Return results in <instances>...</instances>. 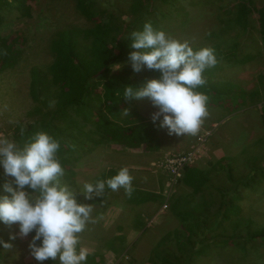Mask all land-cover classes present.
Returning <instances> with one entry per match:
<instances>
[{"label":"rangeland","instance_id":"1","mask_svg":"<svg viewBox=\"0 0 264 264\" xmlns=\"http://www.w3.org/2000/svg\"><path fill=\"white\" fill-rule=\"evenodd\" d=\"M30 1L32 2L30 17L22 16L16 9L6 11L5 20L0 26V36H6L13 30H23L28 40L26 44L23 43L25 53L17 65L0 72V138L15 142L18 147H22L26 141L19 142V140L12 139V132L17 124L21 122L25 125L33 123L40 114L33 112L36 106H40L44 111L51 108H46L42 103L31 98L30 68L45 67L53 60L54 55L50 51L49 37L51 34L73 25L88 24L76 12L73 0ZM116 1L117 5L115 4ZM131 1L105 0L103 3L101 1V5L115 11L123 10V19L127 23H134V26H131L134 31L141 30L144 22L148 21L155 29L163 30L170 38L181 42L187 41L192 48L201 44L209 45L212 40L216 39L227 44L236 42L237 48L234 52L239 58L247 53H250L253 58L242 65L233 59H220L216 66L212 67V69H217L214 72L215 79L219 82L221 79H226L229 82L238 83L246 90L259 87L260 78L258 77L264 70V46L257 30L258 22L255 9L264 5V0H251L254 10L249 13V23L244 28L238 23L231 24V28H227L224 24L226 23L225 20L235 15L233 10H229V8H233L237 0H152L149 2L145 0V6L152 5L151 11L144 12V14L139 13L137 18L129 10ZM148 7L144 10H147ZM222 27L226 28L225 31L227 30L224 35L219 34V29ZM215 34H219L216 39H214ZM111 45L114 48L116 44L112 43ZM122 68L123 66L115 67L114 71L118 72ZM261 92L264 93V90ZM246 103L249 104V102ZM134 104L138 110L146 115L151 116L156 111L148 98L134 99ZM258 105L261 104L252 106L253 109L251 108L245 114H243L245 109L233 112L230 119L220 116V110L209 108V114L195 136H179L182 137L179 139L175 135H168L167 130L161 128L159 132L161 145L150 155L146 151H143L145 156L130 154L131 152L122 153L117 151L118 149L111 150L114 148L105 144L95 146L93 150L85 154L75 151L69 152L70 163L76 169L77 175L67 185L74 192L79 193L85 183H93L99 175L98 173L102 171L101 164L105 163V167L108 166L115 170L127 167L133 177V185L161 193V196L156 194L153 201L151 200L144 207L139 208L142 210L138 211V214L145 219L144 222L149 226L148 229L146 227L143 229L137 227L136 229L145 232L144 234L132 230L134 228L131 226L132 220L130 219L135 216L138 221L139 217L136 214L137 209L133 210V205L126 202V194L123 189L118 191L105 189L101 195V201H97V203H90V200H84V197L80 195V200L83 203L91 204L94 220V222L88 223L84 231L79 234L80 245H87L93 250H99L96 246L101 245L105 248L104 253L107 255L109 254L106 250L108 247L118 245V259H109L107 263L133 264L145 261L150 253L171 256L162 251L163 246L168 243V248L180 256L179 261L181 262L185 256V251H178L175 249V245L170 244L175 240L177 244H180L178 241L180 239L175 238L173 232L172 235L170 233V238L160 236L177 228L182 229V232L184 231L181 221L177 217L178 213L175 212L176 207L173 210L171 208L176 193L178 190H182L190 195L188 196L189 202L197 210L196 212L203 209L202 201L207 202L209 214L203 215L205 223L211 225L210 229L200 234V238L210 242L204 251L196 253L198 248L193 245L186 249L187 258L196 253L191 264H264V243L260 240H256L254 243L246 241L234 243L232 240H227L228 237L234 239L230 236L232 225L230 227V221L222 219L219 220L222 222L219 223L218 221L219 213L227 208L218 198L217 193L209 187L202 188L204 193L202 194L192 193L186 187H180L176 182L171 185L169 176L171 170L165 169L163 164L155 168L151 166L153 160L163 161L167 155L180 153L186 157L189 166H199L206 169L208 166H213L211 163H214L217 158L229 156L226 158L227 160L231 158L233 170L241 167V169L244 168L243 171H250L251 168L248 167L250 163L246 165V157L252 159L250 157L251 150L263 156L262 151L255 145L259 133L263 132L260 119L256 113ZM87 146L91 147L92 145L87 143ZM242 147L244 148L242 149ZM252 160L262 165L256 166L257 171L254 175L264 176V158ZM59 161L63 166L64 162L60 159ZM127 163L130 167L126 165ZM182 167L178 172L182 173ZM240 173L237 175H241L242 181L244 173L242 171ZM247 179L250 182L252 180L248 177ZM62 180H66L65 176ZM210 181L211 185L214 184L222 188L233 187L227 182H232L230 177L221 170L211 171ZM242 185L237 190L240 205L236 215H243V222L249 217L253 222V227H260L264 225V179L259 177L254 184ZM202 195L205 196L203 200ZM232 195L233 191L228 192L226 199H230ZM180 211L179 214H181ZM131 214L133 216H130ZM215 220L217 222H214ZM16 231V225L5 226L0 224V239L8 241L9 234ZM243 233L245 232L243 231ZM113 238L117 240L113 241ZM235 238L240 240L238 234L235 235ZM30 239L31 234L28 237H17L16 240L11 241L13 248L3 250L0 264H36L27 247ZM162 239L166 241H161ZM120 247L131 250L126 253ZM44 264H51V261H45ZM145 264L152 263L146 261ZM154 264H161V262L155 257Z\"/></svg>","mask_w":264,"mask_h":264},{"label":"trees","instance_id":"2","mask_svg":"<svg viewBox=\"0 0 264 264\" xmlns=\"http://www.w3.org/2000/svg\"><path fill=\"white\" fill-rule=\"evenodd\" d=\"M73 1L76 12L88 24L73 25L51 34L49 38L50 51L54 55L53 60L46 64L45 67H31L29 71L31 98L42 103L44 107L51 108L44 111L40 106H36L33 112L40 114L35 121L27 125L21 122L17 124L12 132V139L19 140V142H27L37 131L47 132L57 138L61 143L57 156L64 162L62 167L66 178L62 182L66 184L71 183L70 180H73L77 175L76 169L70 163L69 152L75 151L85 154L93 150L95 146L105 144L118 150H131L141 153L146 151L149 153L155 151L161 142L158 135L160 128L158 124H154L151 121L150 115H146L137 109L133 98H125L122 95V90L125 86L140 87L146 80L158 78L159 76L157 71L147 69L139 73H133L130 64L127 62L128 54L131 51H137L130 47L131 41L129 40V34L134 31V28L131 27L134 26V23H127L123 19V10L115 11L103 7L101 1L103 3L105 0ZM144 2L145 0L131 1L129 10H131L135 18L138 17L139 13L144 14V12L151 11L152 5L150 4L147 5L149 6L148 9L144 10L147 8ZM31 3L30 0H0V26L5 20L6 11L16 9L22 16L30 17ZM115 4L117 5V1ZM252 8L251 0H237L233 8H229V10H233L235 15L225 20L226 23L224 24H226L227 28H231V24L238 23L244 28L249 23V13L254 10ZM255 12L258 22L257 30L261 35V41L264 46V5L257 7ZM225 29V27L220 28L219 34H226L227 30L225 31ZM217 35H214V39H216ZM27 41L23 30H13L6 36H0V72L14 68L17 65L25 53L23 43L26 44ZM112 43L116 44L114 48L111 45ZM203 47L214 49L218 61L220 59H233L240 64H244L253 58L250 53L239 58L234 52L237 48L236 42L227 44L216 39L212 40L209 45L201 44L193 49ZM119 66H123V68L115 72L114 68ZM216 70L215 68L205 70L203 77L206 83L197 90L209 97L208 109H218L223 111L224 114L239 112L259 103L263 105V107H259L260 110L257 112L263 133H259L260 136L258 135L255 140V145L264 153V93L261 92L264 90V70L258 77L260 78L259 87L257 86L255 88L256 91L249 96L246 95V89L238 83L229 82L226 79H221L220 82L217 81L214 75ZM246 102H249V104ZM125 111L127 115L124 114ZM87 143L92 146L88 147ZM226 157L228 158L229 156ZM226 157L217 158V163L216 161L211 163L213 166H208L206 169L197 166L186 167L184 173L177 180L178 185L186 187L192 193L202 194H204L202 188L209 187L219 195L218 198L221 199L227 209H223L219 213L217 216L218 221L221 219L230 221V227L232 225V234L230 236L234 239L228 237L227 240H232L234 243L237 241L254 243L256 240H260L264 243V225L253 227V222L249 217L243 222V215H236L240 205L237 190L243 186L242 184L247 186L254 184L259 177L264 179V176L254 175L257 171L256 166L261 164L252 160H259L261 157L263 159L264 155L262 156V154L251 150L250 157L252 159L246 157V165L250 163L248 167L251 170L243 171L244 168L237 167L235 173L231 171V158L227 160ZM215 165L216 167H214ZM213 170L224 171L232 181L227 182L233 187L222 188L214 184L211 185V171ZM240 171L244 173L242 181L241 175H237L241 174ZM116 173L117 171L111 168L102 170L93 183L97 180L111 177ZM247 177L252 178L251 182ZM5 179L7 178L3 177L2 170H0V183ZM105 189L108 188L106 187ZM232 191L233 195L230 199H226L228 192ZM188 196L190 195L178 190L171 203L172 210L176 207L175 212L178 213L177 217L182 221L184 231L182 232V229H180L175 232L174 230L163 236V238H169L170 233L172 235L173 232V236L180 239L178 240L180 244H177L176 240L175 242H170V244L175 245V249L178 251H185L182 261H179L180 256L177 253L172 252L168 248L167 243V247L164 245L162 251L171 256L150 253L145 261L133 264H145L146 261H151L154 264L155 257L161 264H191L196 253L204 251L206 246H209L210 242L208 240L200 238L202 232L211 228V225L205 223L203 215L209 214L207 202L202 201L203 209L196 212L197 210L190 204ZM154 197L155 194L153 192L134 187L131 196L126 195V201L128 203L133 202L134 205L138 206L143 201L151 200ZM202 197L203 200L205 196L202 195ZM77 198L80 202H83L79 196ZM101 198L102 196L94 198L90 200V203H97ZM179 211L181 214H179ZM216 220L214 222H217ZM237 234L240 240H236L235 235ZM114 240L117 239L113 238ZM161 241L166 240L162 239ZM190 245L197 247L198 252L191 256L189 255L187 258L186 249ZM120 248L125 249L124 247ZM107 250L110 252L108 255L107 253L103 255L89 252L86 264H108L107 261L109 259L118 258V245H111ZM2 256L3 250L0 249V258Z\"/></svg>","mask_w":264,"mask_h":264},{"label":"clouds","instance_id":"3","mask_svg":"<svg viewBox=\"0 0 264 264\" xmlns=\"http://www.w3.org/2000/svg\"><path fill=\"white\" fill-rule=\"evenodd\" d=\"M129 40L130 47L137 50L127 57L132 72L147 69L159 76L140 87L125 86L122 95L148 98L156 109L151 121L168 135H197L209 114V97L197 89L206 83L205 70L218 63L215 50L193 49L187 41L170 38L150 22L132 31ZM60 148V141L44 131L35 132L22 147L0 138V170L7 178L0 183V224L17 227L8 241L0 239V249L11 250V241L31 234L27 247L36 264H86L90 253L80 246L79 234L94 222L93 208L77 197L99 198L106 187L123 189L131 196L133 177L123 167L115 175L85 183L79 193L74 192L62 182L65 171L57 156ZM181 174L172 181L169 173L171 185L178 183Z\"/></svg>","mask_w":264,"mask_h":264},{"label":"bare ground","instance_id":"4","mask_svg":"<svg viewBox=\"0 0 264 264\" xmlns=\"http://www.w3.org/2000/svg\"><path fill=\"white\" fill-rule=\"evenodd\" d=\"M242 65V64H241ZM254 91H256L255 89H251V90H246V95H250V94H252ZM260 104V103H259ZM252 106H255V105H251V106H249V107H247V108H245V113L247 112V111H249V110H251V108H252ZM259 107H263V105H259L258 107H257V112L260 110L259 109ZM253 109V108H252ZM256 112V113H257ZM244 113V114H245ZM258 115V114H257ZM220 116H225V117H228L229 119H230V117L231 116H233L232 114H224L223 113V111H220ZM220 118V117H219ZM160 129L161 128H159V130H158V135L160 136V134H159V132H160ZM261 133H263V132H261ZM260 133V134H261ZM161 139V138H160ZM160 145H161V142H160V144H159V147H160ZM111 150H116V149H111ZM117 151H120V152H122V153H126V152H131L130 154H137V155H142V156H145V154L142 152H134V151H131V150H117ZM151 153H153V152H149V153H147V154H151ZM263 155H264V153H263ZM161 164H163L164 166H165V169H167V170H173V171H179L180 169H181V167H182V173H184V171H185V169H186V167H189V165H187V159H186V157L185 156H183L182 154H180V153H176V154H173V155H167L166 157H165V159L163 160V161H161V160H153V161H151V166L153 167V168H155V167H159V166H161ZM234 168H232V173H235L236 171H237V169H235V170H233ZM116 171L118 172V169H116ZM225 173V172H224ZM133 187H135V188H137V189H142V190H145V191H149V192H153L155 195H156V193H157V195H160L161 196V193L160 192H157V191H151V190H148V189H145V188H143V187H140V188H138V186H135V185H133ZM162 188H163V186H161ZM161 187H160V189H161ZM175 189V188H174ZM177 190V189H176ZM155 198V197H154ZM153 198V199H154ZM125 199H126V196H125ZM153 199H151L152 201H153ZM151 200H146V201H143L140 205H138V206H136V205H134L133 203H128L127 201V203L129 204V205H133V210H136L137 209V215H138V217H139V219H138V221L135 219V216H133V214H131L130 216H133V219L131 218L130 220H132V222H131V226H132V228H134V229H132L134 232H137V233H145V232H140V230H137L136 228L137 227H140L141 229H143L144 227H146V229H148V226H149V224L148 225H146V223L144 222L145 221V219L144 218H142L139 214H138V211H140V210H142V209H139V208H142V207H144L145 205H146V203H148V202H151ZM101 201V200H100ZM181 221V220H180ZM181 226H183L182 225V221H181ZM178 230H180V228H177L176 230H175V232L176 231H178ZM147 231V230H146ZM174 231V230H173ZM171 232V231H170ZM167 233H165V234H163L162 236H160V237H163V236H165ZM171 237V236H170ZM169 237V238H170ZM119 245H120V243H118ZM165 245H167V244H165ZM80 246H82V245H80ZM82 247H84V246H82ZM84 248H87V247H84ZM88 250H89V252H95V253H100V254H103L104 255V250L103 251H99V250H93V248H90V247H88L87 248ZM107 250V249H106ZM131 249L130 248H125L124 249V251L126 252V253H128L129 251H130ZM109 252V251H108ZM110 253V252H109ZM118 259V258H117Z\"/></svg>","mask_w":264,"mask_h":264},{"label":"crops","instance_id":"5","mask_svg":"<svg viewBox=\"0 0 264 264\" xmlns=\"http://www.w3.org/2000/svg\"><path fill=\"white\" fill-rule=\"evenodd\" d=\"M178 138L180 139V138H182V137H178ZM194 144H195V143H194ZM194 144H193V145H194ZM104 160H105V159H104ZM123 162H124V161H123ZM109 164H110V163H109ZM126 165L129 166L128 163H127ZM101 166H102V170H104L105 168L110 169L108 166L105 167V163H102ZM104 167H105V168H104ZM129 167H130V166H129ZM197 167H199V166H197ZM82 246L87 247V245H82ZM87 248H88V247H87ZM96 248L99 249L100 251H103V250L105 249V248H103L101 245L96 246Z\"/></svg>","mask_w":264,"mask_h":264},{"label":"built area","instance_id":"6","mask_svg":"<svg viewBox=\"0 0 264 264\" xmlns=\"http://www.w3.org/2000/svg\"><path fill=\"white\" fill-rule=\"evenodd\" d=\"M170 174L172 176V181H173L175 178L179 177L181 173L171 170Z\"/></svg>","mask_w":264,"mask_h":264}]
</instances>
